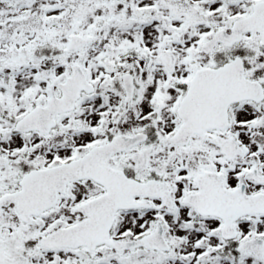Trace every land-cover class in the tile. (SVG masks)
I'll return each instance as SVG.
<instances>
[{"label": "snow or ice", "instance_id": "1", "mask_svg": "<svg viewBox=\"0 0 264 264\" xmlns=\"http://www.w3.org/2000/svg\"><path fill=\"white\" fill-rule=\"evenodd\" d=\"M0 264H264V0H0Z\"/></svg>", "mask_w": 264, "mask_h": 264}]
</instances>
